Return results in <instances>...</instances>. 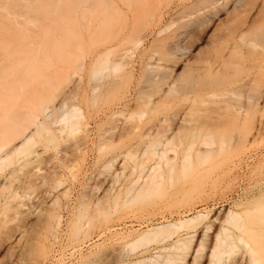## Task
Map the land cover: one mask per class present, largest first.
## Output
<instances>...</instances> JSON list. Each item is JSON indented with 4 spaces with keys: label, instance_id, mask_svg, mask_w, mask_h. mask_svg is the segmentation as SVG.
<instances>
[{
    "label": "rangeland",
    "instance_id": "obj_1",
    "mask_svg": "<svg viewBox=\"0 0 264 264\" xmlns=\"http://www.w3.org/2000/svg\"><path fill=\"white\" fill-rule=\"evenodd\" d=\"M86 1L87 0H0V9L2 8L0 12L2 11L3 14V16L1 14L0 17V54L5 52L9 53V51L15 52L14 57L20 60L23 73L36 84L44 80V77L42 78L41 76V73L44 71V75H49H46V77H50L51 79L46 90L49 89V92L47 91L49 94H55V101L49 104L48 113L46 112L45 115L40 114L38 117L39 120L44 119L45 121V119H48L47 121L51 123L52 130L41 137L35 136L37 142L33 146L38 153L40 152V155L42 154L36 158L39 159V161L35 160L34 164L36 166H32V164L22 166V164H19L21 163L20 158L18 159L20 155H17L15 158L18 159V163L16 162L17 159L14 160V158L13 163H15V165L12 164L13 167H11L8 163L7 166L5 165L6 168L3 167V171L1 170L0 172V182H6L8 180L7 178H9L8 174H10V172H12V174L15 173V169L19 167L18 164L20 165L17 170H20L21 174L20 171L16 172L18 174H16V178H18L16 179L13 177L16 179L15 182H13L14 179L12 181L10 178L9 182H6V184L10 185V187H5L6 189L11 188V184L14 183L13 188L10 189V193H7V190L5 188V190H3V186H0L2 193L5 192V194H2L5 195V197L0 196L2 197V199H0L2 202H9V205H12V207L19 202L22 203H19L20 206L18 209L16 208L17 210L11 208L12 210L8 211L7 220H9V218L10 220L7 221V226L11 227L8 229H12L11 234L14 236H9L11 234H9V230L7 229L9 242L6 243V247H0L1 264H36V262L37 264H70V247H72L73 244L70 230H72L73 219L76 217V214L79 216L84 206L88 205L83 203L82 195L86 197L85 195L87 194L88 197L86 198H92L93 201H91L94 202V204L88 199H86V202H91L92 204L90 203V206H88L91 210L92 208L95 210L94 206L97 202H99V207L96 205V208H101V203H104L107 193L108 196L112 197L113 193L116 194L119 192L118 206H116L115 199L109 197L112 204L110 208L111 216L116 219L121 215V212L122 214L126 212L124 216H126V214H128V216L132 214L127 220H130L132 217L134 218L127 222L128 224L134 223L135 225L133 224L132 226V224H130L129 226H131L134 232H138L162 222L178 221L181 216L186 214H184L186 206L190 203V200L193 201L192 198L194 199L197 196L196 192L198 193L199 191L196 186H191L189 183L200 179L198 182L201 181L199 182L201 184V191L199 194L201 195L199 196L200 199L197 198V196L195 200L198 199L197 201H200L203 199L201 197H204V199L201 200L203 201L201 204V201L198 202L199 205H196L197 209L195 207L194 211L189 212L191 214L188 215L192 216L194 212L201 207H205V205L208 206V209L213 207L209 218L203 220L202 223L205 224L211 220L214 222L215 227H220L224 224L223 219L218 220L216 216L220 214V217L230 208L235 211L241 209L239 206L236 207L234 205V200L243 196L249 179L264 175V164H261V162H264V129L258 130L256 125H248V123L245 125V122H248L246 119H242V122H244L243 120H245V122L243 125H239L241 122L240 116H238L239 119H236L237 117L234 115L233 116L236 118H232L231 113L233 112L231 108L232 105H236L237 103L242 104L238 101L237 97L233 95V91L237 87V85L235 87V82L241 79L242 74L241 71L237 74L230 62V29L234 24L233 19L235 15H232V11L234 13L233 5L235 2L229 0L226 5H222V3L214 4L212 0H144L142 2L138 0H118L119 7L116 13L115 10L108 8L105 0H94L97 12L92 16L88 13V10H86ZM135 2H137V5ZM4 6H6L5 9H3ZM132 7L133 9L136 8V10L134 11ZM236 9L238 11L236 10L237 12L235 11L234 14L239 13L240 17H238V15V19L243 20L244 17L242 15H244V13H240L243 12V9L240 6H237ZM119 11L122 13V17L127 18L128 22H130L128 26L133 23V14L139 13L137 27L143 37V43H141L137 50H129L130 44H124L122 46L114 44L112 45V49L99 59L95 65V71L97 72L96 82L100 84V87L97 90V96L92 98L88 84V55L90 47L88 25L91 22L90 18L94 20L96 25L93 46L97 49L102 43L108 46L109 43L107 41L111 39L112 43H115L116 39L126 31L127 27H125L122 20L119 19V16H121ZM230 14L233 17H231ZM104 15L108 16L105 22L107 25L101 29L99 28V24L103 22ZM242 20H240V22ZM53 49L54 51H52ZM54 52L57 54H54ZM7 60H9V57H6L5 62ZM117 63L120 65L115 68L114 64ZM129 73L131 74L130 80L132 86L130 90L126 92L125 80ZM112 82L117 83L119 88L117 89L110 85ZM35 83L34 88H36L37 91L39 84L36 86ZM170 86L172 87L171 90H169ZM39 92H41V89ZM39 92L37 91V94ZM25 96H27V94ZM35 96L36 94L34 93V95H29L26 98L34 103L39 97ZM241 99H244V97L242 96ZM126 100H129L128 106L123 107L122 102L127 103ZM259 106L262 107V110L257 113V118H259V120L262 119L264 122V100L260 102ZM201 107L207 108L209 113H207V109V111L205 110L206 112L204 110L199 111ZM227 108L230 111V120L227 119L230 121V128L228 126H225L226 128L223 126V129L217 126H214L216 128L202 127L201 129H195L193 127L194 129L180 131L166 145V156L161 158L157 154L154 156L152 155L145 167V169H148L149 166L156 165L162 167L165 171H167L169 167H174L173 170H176L181 164L183 153L190 151L191 166L188 170L181 171L178 169L172 173L173 179L171 182L166 181L161 185L160 192L152 194L153 196L151 195L152 197H150L149 200H147V198H142L140 201L137 199L129 204L123 203L125 201L123 192H125L127 183L131 178H138V175L142 173L140 171L141 168L137 165L135 166V162L142 158H146V153H144V151L147 145L145 142L141 143V141H143L142 139L146 140L143 138V136L146 135L144 134L141 136L142 139H140V135L137 134L149 131L154 135V132H156L154 130H156L157 125L161 124L165 118H170V121L174 120L177 126H179L181 124V121H178L180 116H185L186 119H188L189 117H197L199 114L201 115V113L204 114V112L210 115L217 114V116L221 114L222 116V114H227ZM254 108L255 106L253 109ZM196 109H199V112H196ZM22 110L25 111L26 108ZM192 110L196 112L194 116H192ZM74 111L79 114L77 118L81 119L82 117L84 125H81L82 123L80 122V125L83 126L82 130L76 131L75 133L71 131L72 133H70L68 122L63 120V116L65 114L70 115ZM47 115H51L50 117L54 119L53 123ZM213 116L215 117V115ZM213 116V119L210 118L211 116L204 117L210 118L209 120L212 119L213 123V121H215ZM202 117L203 116H200L201 123L198 118V123L196 121L193 122H196L194 126L202 124L203 122V125L207 126L206 121L208 120H204L205 118L203 119ZM190 119L192 118H189L187 121ZM232 119L236 121L240 120V122H236L239 126L234 123L235 120L233 121ZM187 121L184 122V125L193 126L192 123ZM112 125L116 126L114 129L116 135H113L114 132L110 131L112 130V128L110 129ZM134 125L138 126L141 130L144 129V131H146L147 128L149 130L141 133L140 130L139 132L137 131L138 128H134L133 131L124 133L126 127ZM152 125L154 128H152ZM227 129L230 130L228 131ZM86 130H89L90 133ZM109 131L113 134L108 133ZM85 132H87V134L89 133L88 136L86 135L89 137V140L85 136ZM118 132L121 135L118 136ZM171 132L172 129H170L166 136L170 135ZM100 134L107 139L110 136L109 138L111 139L106 140L103 138L105 141H102ZM207 134H209V136H207L210 142L209 144L203 143V139ZM246 136L250 139V144L246 150H244V152H246L244 153L242 150L240 152L238 151L240 158L238 156H232L236 158L235 160L240 159L241 164L244 163L242 164V170H240L241 168L236 170L237 173L240 171V177H237L236 180L234 179L232 185L230 183L232 180L231 174V180L229 177H226L228 174L226 175L227 167L225 166H228L227 162H229V160L225 158L227 155L223 152L224 155L221 153L222 155L220 154L217 156L218 152H222L217 149L229 143L231 147L238 142V139H242ZM148 137L146 138L148 139ZM99 139H101V141ZM191 141H193V145L189 147ZM138 142H140L141 145H137ZM157 148L161 151L162 144L158 145ZM206 149L217 150L215 152L216 154L213 153L214 157L211 156V158L209 157L206 161L197 159V150ZM67 150L68 156L66 155ZM69 150L72 154L71 157H69ZM127 153H131L132 156ZM64 154L69 158L67 159L64 157L68 162H64L66 160L62 158ZM222 157H224V160ZM232 157L230 156V163L233 159ZM70 158H74L75 163H73L75 166L74 164L72 165ZM167 158L170 159L168 160ZM45 160L46 162H44ZM61 160L67 163V168L72 166L70 167L71 171L76 169L74 172H77L78 176L73 172L70 174L71 171L66 169V166ZM37 163L40 167L42 166V169L39 165L37 166ZM58 163H62V165ZM51 166L52 168L55 167L53 169L58 170V172L66 178L63 177L64 179L62 180V176L61 178L59 176V181V178L55 176L58 180L57 182L54 180V183L52 175H55L53 173L57 174V171L55 170V172H52L50 169ZM30 167L32 170L34 169V173L31 172L32 170L29 171ZM33 167H39L36 172L38 171L40 174H36L35 168ZM59 167H63L64 169L62 168L63 170L60 169V171ZM27 170L28 172H26ZM47 170L48 172L50 171V176H45L51 177L52 183L49 182V178H47L48 180L44 178L45 176H42L43 178L39 177L46 174L45 171ZM24 173H29L31 176L25 174V178H27L25 179ZM116 173H118L119 180L111 186V184H113L111 179ZM33 174L38 175V177ZM26 175H29L30 178L28 179L29 176L27 177ZM31 178L34 181L33 184L35 186L37 185V188L32 184ZM35 178L40 180L38 181ZM73 178H75V182L72 183L70 181H72L71 179ZM64 180H68L69 182L67 181V183H65ZM10 181L13 183H10ZM234 181H236V183ZM21 182H23L24 187ZM28 182L30 185H28ZM60 183H62V186ZM52 184H58V186L52 188ZM67 184L70 185V188L66 186ZM25 185L28 187L33 186V188H28ZM48 186L50 188H48ZM186 186H190L192 189L195 187V189L192 190L189 187V190L185 191ZM206 188H208V191ZM107 189H109L108 192L106 191ZM63 191L65 193L67 191V195L64 194ZM10 195H14L15 198L14 196L11 198ZM223 195L230 198L228 202L224 201L226 196L223 198ZM221 196L222 198H219ZM6 197L15 200L17 203L15 202V204H13L14 201H10L11 199H7L8 201H5L6 199L3 200V198ZM80 198H82V200ZM51 199H56V201L59 199V204L54 201V205L57 204L58 207L61 206L62 208L59 209L60 207H56L57 205L51 206L53 204V200L51 201ZM51 202L52 204H50ZM204 202L206 204H204ZM82 204L84 206H82ZM48 206L55 207L54 213L58 214L60 212L59 215H62V220L60 219L62 222L59 223L60 226L58 225L57 228H55L56 223L54 224L53 222L56 220L54 219L55 217L52 218L53 220L51 219V226L54 225L53 227L56 231L46 226L45 223L44 218L48 216V212L53 211L51 207L50 211H48ZM80 206L81 208H79ZM89 207L86 206L84 210ZM40 208L46 210L48 214L44 211L47 214L45 215L43 210L41 211L43 212L42 215L39 214ZM57 208L59 212H55ZM128 211L130 213H127ZM86 212H90V210L87 209ZM9 214L11 217L16 216V218L14 217L15 220H13ZM20 214H24L27 219L23 217L24 215L22 216ZM43 215H45V217ZM42 216L44 218H42ZM18 220L20 222L23 220L22 222L24 223L20 224ZM40 221H44V223L42 222L44 225H42ZM26 222H28V225ZM139 223H142V225ZM19 224H26L27 226L17 227ZM20 227H25V229L28 227L27 230L29 229L30 231L28 230L26 232L24 228L21 229ZM20 229L25 232L23 234L24 237L20 236L22 233V231H18ZM53 231L56 233H53ZM185 232V229L178 231L172 241L170 240L168 242H174L177 238L183 237L184 235L182 234ZM203 232L204 230L196 234L198 242L202 238ZM31 234H34V236H31ZM177 234H179L178 237ZM27 236L32 240L35 239L33 237H36L34 240L35 242L32 241L34 245L31 246V242L29 245H26L28 243L25 244L26 246L33 247V249L30 247L32 251L29 248H27V250L23 247L25 243L24 240L27 239ZM10 237L13 238L10 239ZM18 237H23L22 239H24V242L20 241L22 239ZM15 243H17V245ZM22 244L23 246H21ZM144 245L145 244L142 243L141 248L140 246L137 248L139 249L138 253L137 250H134L135 252L132 251L133 253H129L131 252L129 251L130 248H126L128 250V252L125 250L127 255L123 252L125 258L130 259V256H135L131 259L135 261L136 258L140 257V252L141 255H144V253L146 255L162 253L161 242L152 241V243L142 248ZM83 246L84 249L89 247L84 243ZM23 248L27 250H23L24 254L25 252L29 253H26L28 257L22 253L21 254L24 256H21L18 249L22 251L21 249ZM142 250H145V252L143 253ZM206 250L208 249L204 248V252H207ZM103 251L101 252L103 253ZM109 251L110 250H107L108 253L106 251L105 253L111 254V251ZM17 252L19 254H17ZM101 252L98 255L102 254ZM114 252L113 250L112 253ZM164 252L163 250V253ZM191 252L183 264H193L192 261L195 253L192 254ZM135 253L137 255L139 254L138 257ZM107 254L103 255L107 257ZM98 255L96 254L95 257H98ZM103 255H101V258ZM16 257L17 259L20 257V259H18L20 262L16 260ZM99 257L97 258L98 260ZM108 257L110 256L108 255ZM205 257L206 256L203 255L202 260L200 258V261H198L199 263L194 262V264L208 263V259ZM60 259H63V262H61ZM64 260L65 262L67 260L68 263H64Z\"/></svg>",
    "mask_w": 264,
    "mask_h": 264
},
{
    "label": "bare ground",
    "instance_id": "obj_2",
    "mask_svg": "<svg viewBox=\"0 0 264 264\" xmlns=\"http://www.w3.org/2000/svg\"><path fill=\"white\" fill-rule=\"evenodd\" d=\"M105 1H106L108 8L115 10V12L118 10V7H119L118 0H105ZM138 1L142 2L144 0H138ZM230 1L235 2V4L233 5L234 13L237 10L236 7L240 6L243 9V12H240V13L241 14L244 13V15H245V16L242 15L244 17L243 20L238 19V17H240L239 13L234 14L232 11V15H235V16L233 19L234 21L232 20L234 22V24L232 25V28L230 29L231 30L230 31V55H231L230 62L232 64V67L235 70V72L238 74L239 71H241V74H242L241 79H239L238 81L235 82V87H236V85H237V87H236V89L234 88L235 90L233 89L234 94L232 93L234 96L237 97L238 101L241 102L242 104H240V103L238 104L236 101L237 104L232 105V107H231L232 111H233V112H231L232 118L234 116H236L237 118L236 117H234V118H236V119L240 118L241 122H242V119H246L248 122H245V120H243L245 122V125H247L246 123H248V125L249 124L253 125V126L256 125L258 130H262V129H264V122L262 121V119L259 120V118H257V113L262 110V107H260L259 104H260V102H262L264 100V96H263V94H264V0H230ZM86 2H87L86 10H88V13L90 15L94 16V14L97 12L95 1L94 0H87ZM227 2H229V0L228 1L227 0H222V1L221 0H212V3H214V4H216V3L221 4L222 3V5H224V4L226 5ZM135 3L137 5V2H135ZM5 7L6 6H4L3 9H5ZM215 7H216V5H215ZM132 9H133V7H132ZM133 10L135 11L136 8ZM1 14H2V11L0 12V17H1ZM119 14L121 15V16H119V19H121L122 22L124 23V26L127 27L126 31L124 33H122L116 39L115 43H112V39H111V40L107 41L109 43L108 46L105 43H102L100 45V47H98L97 49H95V46H93L94 39H95L96 25L94 23V20L92 18H90L91 22L88 25L89 35H90V36L88 35L89 36V43H90L89 55H88V57H89V61H88L89 62L88 84L90 87L89 89H90V93L92 95V98H95L97 96V90L100 87V84L96 82L97 72L95 71V65L99 61V59L102 58L103 55L108 53V51L112 49V45H114V44H116L118 46H122L124 44H130L131 46H129V48H128L129 50L130 49L131 50H135V49L137 50V48H139L141 43H143V37L141 36L140 30L137 27V22L139 21V19H138L139 13L133 14V16H132V22L133 23L130 26H128L130 24V22H128L127 18L122 17L121 12ZM232 15H231V17H233ZM2 16H3V14H2ZM107 18H108V16L104 15L103 22H100L101 24H99V28L103 29L104 27H106L107 24L105 22L107 21ZM240 20H242V21L240 22ZM11 51H14V50H11ZM52 51H54V49ZM55 52H56V50H55ZM55 52H54V54H57ZM5 53H6V55H5ZM5 53L0 54V172H1V170L3 171L4 168H6L8 163L11 167H13L12 164L15 165V163H13V159L17 155L18 156L20 155L18 157V159L20 158L21 163H19V164H22V166H27L29 164H32V166H36L34 164L35 160L39 161V159H36V158L38 156H41L42 154L40 155V152L38 153L37 150L33 146L37 142V140H35V136L37 135V136L41 137L45 133H49L52 130L51 123H48V121H47L48 119L47 120L45 119V121H44V119L39 120L38 117L40 114L45 115L46 112L48 113V109L50 107L49 104L55 101L54 100L55 94H53V95L49 94L48 93L49 89L46 90V88H48V86H49L48 83H49V81H51V79H50V77H46L47 74L44 75L45 74L44 71H43L44 73L42 72L43 74L41 73V76H42V78L44 77L43 78L44 80L42 79L43 80L42 82H39L36 84L35 82H32V80L27 78V76L23 73V69H22V65H21L20 60L16 59L14 57L15 52L9 51V53L8 52H5ZM6 57H9V60H7L5 62ZM43 61H44V59H43ZM118 65H120V64L119 63L114 64V67L117 68ZM47 76H49V75H47ZM127 76L128 77L125 80L126 92H128L132 86V83L130 80L131 74L129 73ZM34 83L36 84V86H38V84H39V86H38L39 88L37 90L38 92L41 89V92H39L38 94H37L36 88H34ZM110 85L114 86L117 89L119 88L118 84L115 82L110 83ZM171 88L172 87L170 86L169 90H171ZM34 93L36 94L35 97H38V96L39 97L34 103H32L31 100L26 98V97H28L29 95H34ZM26 94H27V96H25ZM242 96L244 97V99H241ZM126 101H127V103L122 102L123 107L128 106L129 100H126ZM254 106H255V108L253 109ZM25 108H26L25 111L22 110ZM206 109L201 107V109L199 111H202V110L205 111ZM74 110H76V109H74ZM198 110L196 109V112H199ZM227 111H228L227 114H222V116H221V114H220V116H219V114H218V116H217V114H213V115H215V117L213 115L206 114L205 112H204L205 115L200 112L201 115L200 114L198 116L196 115L197 117H194V118L189 117V118H192L189 121H187L189 118L186 119L185 116H180L178 118V121H181L180 122L181 124L179 126H177V123L174 120L170 121V118H165V120L161 124L157 125L156 130H154L156 132L153 131L154 135L151 134L152 132L150 133L149 131H147V130H149L148 128H147V130L145 128V130L147 131L146 132V131H144V129L141 130L138 128V126H135V125L126 127V129H125L126 131L125 130H124L125 132L123 131L124 133H128L129 131H133L134 128L135 129L138 128V130H137L138 132H139V130L141 131V133L146 132V133L137 134V135H140V139H142L141 136H143L144 134L146 135V136H143V138H145L146 140L142 139L143 141H141V143L145 142L147 147L144 151V153H146V158H142V159L135 162V166L137 165L139 168H141L140 171L142 173H140L138 175V178L133 177L127 183V186L125 188V192H123L124 200H125L123 203L129 204V203H131L137 199H138V201H140V199H142V198H147V200H149L150 197L153 196L152 194L160 192L161 185H163L166 181L171 182V180L173 179L172 173H174L178 169L181 171L188 170L191 166L190 151L183 153L182 159H181V164L176 170H173L174 167H169V169L167 171H165L162 167H159L156 165L155 166H149L148 169H145V167L147 166V161L152 157V155L154 156L157 154L161 158L166 156V153H167L166 145L180 131L188 130V129H194V128L195 129H198V128L201 129L202 127L203 128H216L214 126L220 127L222 129H223V126H224V128H226L225 126H228L230 128V124H229V122H230L229 121L230 120V111L228 110V108H227ZM192 112H193L192 116H194V113L196 114V112L194 110H192ZM207 113H209V110ZM211 114H212V112H211ZM77 115L79 116V114L74 111L70 115L65 114L63 116V120H66V122H68L70 133H72V132L75 133L76 131L77 132L81 131L82 127H83L81 125H84L82 122V117H81V119H79V118H77ZM47 116H48V118H50L52 120L51 122L53 123L54 119H52L50 117L51 115H47ZM200 116H203L202 117L203 119L205 118L204 116H207V117L211 116L210 118H212V116H213L214 120L216 122L213 121V123H212L213 118L211 120H209L210 118L209 119L205 118L204 120H206V119L208 120V121H206L207 126L203 125L204 124L203 121H202L203 122L202 124H198V125L194 126V124H196L198 119L200 120ZM238 116H240V117L238 118ZM243 117H245V118H243ZM227 119H229V120H227ZM191 120H193V121H191ZM240 120H238V121L235 120L234 123L240 122ZM185 121L192 123L193 126L192 125H189V126L184 125ZM194 121H196V122L193 123ZM225 121H226L227 125H226ZM241 122L239 123V125L244 124V122H242V124H241ZM200 123H201V120H200ZM222 124H224V125H222ZM221 125H222V127H221ZM80 126H81V129H80ZM111 128H112V130H110V131L114 132V129L116 128V126L112 125V127H110V129ZM152 128H154L153 125H152ZM170 129H172L171 134L166 136L167 133L170 131ZM86 131H88L90 133L89 130H86ZM110 131L108 133H112ZM103 132H100V133H103ZM120 132H121V130H120ZM148 132H149V135H148ZM85 133H86L85 136L86 135L88 136L89 133L88 134H87V132H85ZM124 133H122V134H124ZM113 135H116L115 132ZM117 135L119 136L121 134H119V132H118ZM85 136H83V137H85ZM100 136H101V134H100ZM207 136H209V134H207L205 136V138L203 139V143L209 144L210 142L207 139ZM109 137H108V139H111ZM146 137H148V139ZM162 137H164L165 139ZM100 138L102 139V141H105V139L108 140L107 138H105V136H101ZM103 138H105V139L103 140ZM137 138H138V136H137ZM87 139L89 140V137H87ZM101 139H99V140L101 141ZM249 142H250V139H248V136H246L242 139H238V142L231 147H230V143H229L228 145H226V146L222 145L219 147V149H217L218 151H222V152H218L219 154L217 153V156H219L221 153L223 154V152L225 153V155H227V157H225V156L224 157L227 160H229V162L225 161L228 163V166L227 165L225 166V167H227L226 168V175L228 174V176H226V175L225 176L229 177V179H230V174H231L232 180L230 179L231 180L230 183L232 185H233L232 181L234 179L236 180L237 177H240L239 176L240 171L237 173L236 170L237 169L239 170L240 168H241L240 170H242L243 169L242 164H244V163L241 164L240 159L235 160L236 158H233V157L234 156L239 157V155H238L239 152L241 150L244 152V150H246V148L250 144ZM139 144H140V142H138L137 145H139ZM160 144H162L161 151L157 148V146ZM192 145H193V141L190 142L189 147H191ZM217 150H215V149L197 150L196 157L200 161H206L209 157L210 158H211V156L214 157L213 153H215ZM67 152H68V150L66 151V155L68 156ZM127 154L132 156L131 153H127ZM67 156H65V154H64V156L62 158L66 157L67 159H69ZM71 156H72V154L70 151L69 157H71ZM230 156L231 157L233 156L231 163H230ZM224 157H222L223 160H224ZM66 158H64V159H66ZM16 159L17 158H15L14 160H16ZM18 159L16 160L17 163H18ZM67 159L64 162H66ZM167 159L169 160L170 158H167ZM61 161L65 166L67 165V163L63 162V160H61ZM70 161L72 162V165L75 163L74 158H70ZM44 162H46V160ZM47 162H48V160H47ZM17 163H16V165H17ZM62 163H58V164L62 165ZM19 164H18V166L20 167ZM261 164L263 165L264 162H261ZM38 165L39 164L37 163V166ZM74 166H75V164H74ZM19 167H17V168H19ZM39 167H40V165H39ZM39 167H36V168L33 167V168H35V172H36V170L39 169ZM55 167H53V168H55ZM70 167H72V166H70ZM70 167L67 168V166H66V169L71 171ZM17 168L16 169L14 168L15 171L16 172L20 171V170H17ZM30 168H29V171L32 170V168L31 169ZM53 168H52V166L50 167L52 172H55L56 169H53ZM62 168L63 167H59V170L64 169V168L63 169ZM73 168H76V167H73ZM23 170H24V168H23ZM33 170L31 172H33ZM75 170L76 169H73V171H71L70 174H72V172L77 174V172H74ZM15 171H13V172H15ZM56 171H57V174L53 173L55 175L54 176L52 174L51 175H52V180L53 181L55 180L57 182L58 179H56V177L59 178V176H60V178H61L62 174L59 173L58 170H56ZM16 172L13 174H12V172H10V174H8L9 175L8 177L10 179H12V181L14 178H16V174H17ZM24 172H25V170H24ZM26 172H28V170ZM45 172H46V174L43 173L44 175H41L39 177L43 178L42 176L49 175L50 171L48 172V170H47ZM37 173L40 174V172H38V171L36 172V174ZM20 174H21V171H20ZM25 174H29V173H24V178H25ZM36 174H33V175L38 177V175H36ZM10 175L11 176L13 175V176L11 177ZM29 175H26V176L28 177ZM30 176L28 177V179L30 178ZM46 176L44 178H46V179L51 178V177H46ZM70 176H72V175H70ZM77 176H78V174H77ZM262 176L249 179L247 184H246L245 191L243 192V196L239 199L234 200V205L236 207L239 206V208H241V209L235 211L232 208H230L228 211H225L220 217H219L220 214H218L216 216V218L218 220L223 219L224 224H222L220 227H215L214 222L211 220H209L205 224L202 223L203 220L209 218L213 207L208 209V206L205 205V207H201L196 212H194V214L192 213L193 214L192 216L188 215V214H191L189 212L194 211V208L196 207V205L197 206L199 205L198 202H200L201 200L204 199V197H201L203 199H201L200 201H197L198 199L195 200V198L197 196H198L197 198H199V196L201 195V194H199V192L201 191V184L199 182H201V181L198 182V180H200V179L194 180V181H192V183H189L191 186H196V188L199 191H198V193L196 192L197 196L194 199L192 198L193 201L190 200V203H188V205L186 206L185 211H184V214L185 213L186 214L181 216V218H179L178 221H168V222L166 221V223L162 222V223H159L157 225L149 226L145 230L138 231V232H136V231L134 232L133 229H131V226H129L132 223L128 224V222H127L129 220V219L127 220V218L129 216H131L132 214L131 215L129 214V216H128V214H126V216H124V213H126V212H123V214L121 212L120 213L121 215H119L116 219L112 218V216H111L110 208H111L112 204L110 202V198L113 197L115 199L116 206H118V204H119L118 197L120 196L119 192H117L116 194L113 193L112 197L108 196V193H107V197L105 198L104 203H101V208L97 209L99 207V204H98L99 202H97L96 205L98 207L96 208V205H95L94 206L95 210H93L94 208H92L93 211L89 207L90 203L93 201L92 198L91 199H90V197H89V199L86 198V197H88L87 194L85 195L86 197H84V195H82L83 196L82 197L83 203L89 205V206L88 205H86V206L89 207L87 209H89L90 212H86L87 209L84 210V208L86 206H84L82 204V206H84L83 207L84 212H83V210L82 211L80 210L81 212H80L79 216H77V214H76L77 218L75 217L76 219L75 218H74L75 220L73 219L74 222H73V226L71 227L72 230H70V234L72 235L71 241L73 242V244H72V247H70L71 248L70 258L71 259L69 260V262H70V264H183L186 261L187 257L189 256V253L192 251L191 252L192 254L195 253L194 257H193V261H192L193 264H194V262L199 263L198 261H200V258L202 260L203 255H205L206 256L205 258L208 259V263H206V264H264V175H262ZM63 177L66 178L65 176H62V180L64 179ZM6 178H7V175H6ZM9 178H7L8 182H9ZM60 178H59V181H60ZM203 178H205V177H203ZM16 179H14L13 182H15ZM20 179L23 180L22 178H20ZM25 179H27V178H25ZM73 179H71L72 181H70V182H72V183L75 182V178H73ZM77 179H76V181H77ZM31 180H32V178H31ZM36 180H38V179H36ZM52 180L50 179L49 182H51ZM118 180H119L118 173H116L113 175V177L111 179V182L113 183V184H111V186H113ZM12 181H10V183ZM55 181H54V183H55ZM67 181H65V183H67ZM6 182H0V186H3V190L6 189L5 187H10V185L6 184ZM26 182H27V180H26ZM31 182L33 184L34 181L32 180ZM234 182L236 183V181H234ZM4 183L8 186H6ZM21 183H22V186L24 187L23 182H21ZM230 183H229V185H230ZM13 184H11V188H13ZM24 184H26V183H24ZM28 185H30V183ZM39 185H40V183H39ZM60 185L62 186V183H60ZM57 186H58V184H54L51 187L53 188V187H57ZM66 186L69 187L70 185L67 184ZM26 187H28V186H26ZM34 187L37 188V185L36 186L34 185ZM189 187L190 186H188V187L186 186L185 191L189 190L188 189ZM11 188H8L9 191H8V189H6L7 190L6 192L10 193ZM30 188H33V186ZM48 188H50V187L48 186ZM190 189H192V188L190 187ZM194 189H195V187H194ZM194 189H192V190H194ZM207 189L208 188H206V190ZM108 190L109 189H107L106 191L108 192ZM64 191H65V189H64ZM64 191H63V193L67 195L68 190L66 191V193ZM3 193L5 194V192H3ZM3 193H2V189H0V196L5 197V195H2ZM7 193H6V195H7ZM14 194H16V193H14ZM10 196L12 198V196H14V195H10ZM55 196H58V195H55ZM202 196H203V194H202ZM224 196H226V195H223V198H224ZM0 198L2 199V197H0ZM11 198L6 197V198H3V200L6 199L5 201H8L7 199L10 200ZM14 198H15V196H14ZM82 198H80V199L82 200ZM219 198H222V196ZM1 199H0V247L2 248L5 245H7L6 244L7 242H9V240H8L9 236H14L13 234H11L12 229L9 230L11 227L9 226L10 227L9 228L7 226V221L10 220V218H9V220H7L8 211L12 210L11 208H13V210H15L16 208L18 209L20 204H22V203L19 202L20 204L18 203L16 205L15 204L16 201L11 199L10 201L13 200L14 201L13 204H15L12 207V205H9V202L8 203H6L4 201L2 202ZM86 199H88L90 201L92 200V201L89 202L87 200L88 201V203H87ZM224 199H223L224 201L228 202V200L230 198L226 196ZM52 200L53 199H51V201ZM58 200L59 199H57V201H56V199H54L53 204H52V202L50 203V204H52L51 206H56L57 204H59L60 200L59 201ZM223 200H221V201H223ZM54 201H55V203H57L56 205H54L55 204ZM214 201H216V200H214ZM79 202H80V200H79ZM202 202L203 201H201L200 204ZM205 202H204V204H206ZM227 202H225V203H227ZM92 203L94 204V202H92ZM204 204H203V206H204ZM212 205H214V204H212ZM113 206H114V204H113ZM48 207H47V209H48ZM50 207H49L48 211H50ZM56 207H58V205ZM59 207H58L59 209L62 208L61 206H59ZM21 208H22V205H21ZM54 208L55 207H51V209H53V211H50L52 213L48 212L49 214L47 213L46 210L41 209V208H40L41 210L39 212V214H41V215L44 211L48 214V216L46 218H44L45 215H47L44 212L45 215H43L44 217L42 216V218L45 219L46 226L51 227L53 229H54V227H53L54 225L51 226L52 220H53L52 218L55 217L54 219H56L53 221L54 224L56 223L55 228H57L59 223L62 222V221H60V219L62 220V215H59L60 212H59L58 208L55 212H59V213L58 214L54 213ZM79 208H81V206ZM79 208H78V211H79ZM196 209H197V207H196ZM42 210H43V212H41ZM61 213H62V211H61ZM127 213H130V212L128 211ZM20 215H22V214H20ZM135 215H133V216H135ZM10 217H11V215H10ZM14 217L16 218V216H14ZM14 217H11V218H13V220H15ZM23 217L26 218L25 215ZM23 217H21V218H23ZM132 218H134V217H132ZM132 218L129 221H131ZM22 221L23 220H21V222H20L18 220V223L19 222H20V224L24 223ZM42 222L44 223V221H42ZM42 222H41V224L44 225ZM27 223L28 222H26V224ZM20 224L18 226L17 225H15V226H17V227L21 226L22 227V226L26 225V224H24V225L23 224L20 225ZM133 224H132V226H133ZM139 224L142 225V223H139ZM29 225H30V223H29ZM136 225H137V223H136ZM12 227H14V226H12ZM23 228L25 229V227H23ZM23 228H21V229H23ZM27 228L25 229L26 232L29 230V229L27 230ZM45 228H47V227H45ZM7 229L9 230V234H11L9 236H8ZM21 229L18 231H22L20 236L24 237L23 234L25 232H23V230H21ZM47 229H49V228H47ZM182 229L186 230V232L182 234V235H184L183 237L177 238L174 242H168L170 240L172 241L175 234ZM13 230H15V229H13ZM54 230L56 231V229H54ZM202 230H204V232H203L202 238L198 242V238L196 239V234L200 233V231H202ZM55 231H53V233H56ZM30 233H32V232H30ZM31 236H34V234H31ZM178 236H179V234H177V237ZM23 237H18V238L22 239ZM12 238L13 237H10V239H12ZM33 238L36 239V237H33ZM29 239L30 238H28V236H27V239H25V240L19 239L20 241H23V240L25 241L24 246H23V244L21 246H23L26 249L27 248L30 249V247L32 245H34V243H32V241H34L35 239L34 240H32V239L29 240ZM70 239H71V237H70ZM26 240H27V242H26ZM152 241H154V242L156 241L158 243L161 242L162 243V251L161 252L163 253V250L165 252L163 254L158 253L156 255H153V254L152 255H146L144 253L145 250H142L145 256L141 255V252H140L139 253L140 255L138 254L140 257H138V255L135 253V255L138 257V258H136V260L134 259L135 261L131 260V259H133L132 257H135V256L129 255L131 257L130 259L125 258V254H126L125 250H127L126 248H128V249L130 248L129 251H131V252H129V253L135 252L134 250H137V253H138L139 249H137V248L139 246L141 248L142 243H144L147 246V244L152 243ZM30 242L32 243V244H30L31 246L30 247L26 246V245H29ZM26 243H28V244H26ZM83 243L87 244L89 247L84 249ZM15 244L17 245V243H15ZM193 244H194V246H193ZM145 245L142 246V248H144ZM19 247H20V245H19ZM85 247H86V245H85ZM24 248L21 250L22 251L28 250V249L26 250ZM31 248L33 249V247H31ZM204 248L208 249V250H206L207 252H204ZM32 249H30V250L32 251ZM106 249L110 250V251L113 249L115 251L114 252L115 254L112 253L113 250L111 251L112 256H111V254H107L108 252ZM18 250H19L20 254L21 253L24 254V251L22 252V251H20V249H18ZM101 251H103V253ZM105 251L107 253H105ZM202 251L205 254H203ZM100 252L102 254L98 255ZM127 252H128V250H127ZM26 253L27 252H25L24 255L28 257V255H26ZM17 254H19V253L17 252ZM22 254H21V256H24ZM27 254H29V253H27ZM96 254L98 255V257L100 256L99 260L97 259L98 257H95ZM103 254L104 255L107 254V257L104 256ZM101 255H103L102 258H101ZM108 255L110 257H108ZM126 257H128V256H126ZM18 259H20V257H18ZM18 259L16 257V260L20 262V260H18ZM68 259H69V257H68ZM60 260H59V262H60ZM61 262H63V259L61 260ZM66 262L68 263L67 260H66ZM66 262L64 260V263H66ZM36 264H37V262H36Z\"/></svg>",
    "mask_w": 264,
    "mask_h": 264
}]
</instances>
